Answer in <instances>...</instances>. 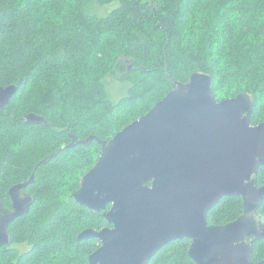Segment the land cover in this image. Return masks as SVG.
<instances>
[{"label":"trees","instance_id":"trees-1","mask_svg":"<svg viewBox=\"0 0 264 264\" xmlns=\"http://www.w3.org/2000/svg\"><path fill=\"white\" fill-rule=\"evenodd\" d=\"M91 5L116 7L100 15ZM45 63L51 79L40 76ZM195 72L211 75L218 101L252 94V124L264 122V0H0V86L18 88L0 109L3 207L12 208L15 183L35 176L27 189L35 201L8 227L11 245L0 249V264H89L99 241L78 236L110 225L73 192L101 146H68L74 137L110 140ZM109 78L127 85L117 103ZM28 114L46 124H24ZM242 213V198L224 197L208 223L227 225ZM190 246L173 241L149 264H195ZM263 260L259 241L252 262Z\"/></svg>","mask_w":264,"mask_h":264},{"label":"water","instance_id":"water-1","mask_svg":"<svg viewBox=\"0 0 264 264\" xmlns=\"http://www.w3.org/2000/svg\"><path fill=\"white\" fill-rule=\"evenodd\" d=\"M213 80L195 72L140 119L110 140L73 138L68 146L96 141L101 154L73 192L75 201L101 213L112 225L87 229L78 241L97 239L89 264H149L169 243L189 239L195 264H255L254 243L264 241V122L253 125L250 93L218 101ZM0 86V109L17 94ZM24 124H42L36 114ZM24 183L10 190L15 212L0 218V249L10 246L8 227L30 212L21 200ZM224 197L243 200L242 215L227 225H209L208 213ZM264 264V260L257 263Z\"/></svg>","mask_w":264,"mask_h":264},{"label":"rangeland","instance_id":"rangeland-1","mask_svg":"<svg viewBox=\"0 0 264 264\" xmlns=\"http://www.w3.org/2000/svg\"><path fill=\"white\" fill-rule=\"evenodd\" d=\"M113 6L114 7H110L108 9L111 11L112 9H114L116 7L115 5H113ZM108 9L99 7L97 5H91V7H90L91 12L98 13L100 15L106 14L108 12ZM49 16H51V13ZM44 66L46 67V69L43 70V72L40 74V76L43 78L49 77V79H51V74L49 72V68L51 69V64L49 65V64L45 63ZM106 89H107L110 100L114 103L119 102V100L123 96H125V94L127 93V85L124 84L123 82H118L113 78L112 79L109 78V80L107 81ZM7 215H8L7 212L0 210V218L1 219L6 217ZM25 249H26V247H20L21 251H23Z\"/></svg>","mask_w":264,"mask_h":264},{"label":"flooded vegetation","instance_id":"flooded-vegetation-1","mask_svg":"<svg viewBox=\"0 0 264 264\" xmlns=\"http://www.w3.org/2000/svg\"><path fill=\"white\" fill-rule=\"evenodd\" d=\"M43 124V123H42ZM44 124H46V122L44 123ZM37 125V124H36ZM51 158V156H49L47 159H50ZM46 159V160H47ZM45 160V161H46ZM44 161V162H45ZM29 181H31V183H29L28 184V186L26 187V188H24V189H22L20 192H19V196H20V199L23 201V200H25V201H27V200H32V203H34V197H33V195L32 194H30V193H28L27 192V189H28V187H29V185H31V184H33L34 183V181H35V176L33 175V176H31L30 178H28V179H26L25 181H22V182H20V183H15L14 184V186H12L11 188H10V190L13 188V187H15V186H18V185H21V184H24V183H28ZM9 195H10V191H9ZM10 199H11V206H12V208H4L3 207V204H1L0 203V210L1 211H4V212H7L8 213V215H11L12 213H14L15 212V209H14V207H13V202H12V198H11V196H10ZM33 205V204H32ZM101 214H102V216H103V214H104V212H101ZM260 215V217H262V215L261 214H259ZM104 218V217H103ZM110 225V224H109ZM107 227H111L112 228V225H110V226H106V227H104V228H107ZM104 228H102V229H104ZM102 229H100V230H102ZM11 242V241H10ZM20 247H23V246H20ZM20 247H18V248H20ZM25 247V246H24ZM99 247H100V241H99Z\"/></svg>","mask_w":264,"mask_h":264}]
</instances>
